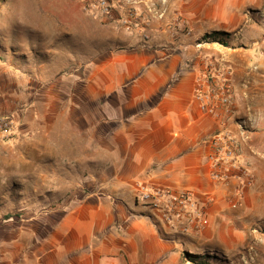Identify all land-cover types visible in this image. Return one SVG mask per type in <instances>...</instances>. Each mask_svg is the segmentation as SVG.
I'll list each match as a JSON object with an SVG mask.
<instances>
[{
	"label": "crops",
	"instance_id": "crops-1",
	"mask_svg": "<svg viewBox=\"0 0 264 264\" xmlns=\"http://www.w3.org/2000/svg\"><path fill=\"white\" fill-rule=\"evenodd\" d=\"M150 1L137 22L108 29L107 47L55 75L50 94L79 121L33 125L23 146H32L33 167L20 176L55 201L22 208L33 212L1 242L0 264H180L152 209L164 189L191 192L203 210L202 230L187 237L212 240L223 225L240 232L244 206L230 203L241 182L234 170L225 181L211 176L212 142L235 140L237 160L255 175L245 187L254 202L264 185V33L252 22L264 25L255 15L264 0H160L156 12ZM211 32L226 45L200 41ZM217 66L231 70L232 94L230 110L216 115L199 94ZM248 116L252 130L240 123Z\"/></svg>",
	"mask_w": 264,
	"mask_h": 264
},
{
	"label": "rangeland",
	"instance_id": "rangeland-1",
	"mask_svg": "<svg viewBox=\"0 0 264 264\" xmlns=\"http://www.w3.org/2000/svg\"><path fill=\"white\" fill-rule=\"evenodd\" d=\"M147 2L110 0V13L103 14L97 0H0V124L9 126L8 135L0 130V244L17 234L18 218L33 212L22 208L55 201L54 195L34 190L31 176H20L33 167L32 146L28 150L23 146L31 144L34 134L38 133L33 130L34 124L79 121V110H66L65 98L50 94L55 89V75L71 73L80 60L92 58L107 47L108 29H126L123 20L130 13L151 12ZM150 2L153 12L160 10V0ZM255 15L264 21L260 12ZM252 26L260 35L264 33V25L253 21ZM211 36L205 34L200 41L224 42ZM216 73L229 76L231 70L220 71L217 66ZM63 85L64 82L59 87ZM255 122L256 117L251 116L240 120L249 130ZM261 122L264 124V116ZM48 129L43 133L48 135ZM237 162L240 169L232 170L236 171L241 186L230 205L244 206L242 219L235 224L240 232L234 235L228 225L217 226L215 238L201 242L199 236L196 239L187 236L190 230H202L203 221L188 231L182 230L187 224L186 215L182 222L165 221L169 239L180 252V264H192L186 258L188 254L204 264H264V185L251 202L245 187L254 185L255 175L242 162ZM227 178L228 175L221 181ZM8 215L13 217L6 219Z\"/></svg>",
	"mask_w": 264,
	"mask_h": 264
},
{
	"label": "built area",
	"instance_id": "built-area-1",
	"mask_svg": "<svg viewBox=\"0 0 264 264\" xmlns=\"http://www.w3.org/2000/svg\"><path fill=\"white\" fill-rule=\"evenodd\" d=\"M97 2L103 14L110 13V0H97ZM132 21L137 22V16L134 13L128 14L123 23L129 27ZM228 78L227 76L219 75L215 70L213 75L204 81L206 90L200 92L199 96L200 98L203 97V107L209 113L217 115L220 110H230L232 93ZM0 130L5 135L9 134V126L7 124H0ZM212 143L215 154L211 157L213 161L211 176L216 181H221L228 175L229 170L239 168L236 158L235 140L230 135L224 133L218 135ZM151 203L152 209L158 212L160 218L168 223H174L175 220L182 222V217L186 215L185 222L187 224L186 227L182 228L183 231H188L192 227L199 226L202 221L203 213L197 206L193 194L189 191L171 194L165 189L158 190L156 199L152 200Z\"/></svg>",
	"mask_w": 264,
	"mask_h": 264
},
{
	"label": "trees",
	"instance_id": "trees-1",
	"mask_svg": "<svg viewBox=\"0 0 264 264\" xmlns=\"http://www.w3.org/2000/svg\"><path fill=\"white\" fill-rule=\"evenodd\" d=\"M212 36L211 37H213L214 39L216 38V35H218L219 33L218 32H212V33H210ZM210 36V35H209ZM11 217H13V216H11V215H8L7 217H6V219H10ZM186 258H187V260H189L192 264H204V263H202V262H199L196 258L197 257H195V256H192V255H187L186 256Z\"/></svg>",
	"mask_w": 264,
	"mask_h": 264
}]
</instances>
